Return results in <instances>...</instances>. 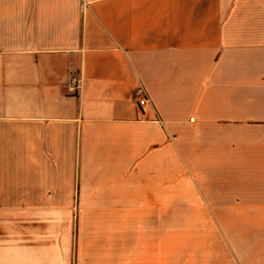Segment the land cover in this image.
I'll use <instances>...</instances> for the list:
<instances>
[{"label":"crops","instance_id":"0c3cea01","mask_svg":"<svg viewBox=\"0 0 264 264\" xmlns=\"http://www.w3.org/2000/svg\"><path fill=\"white\" fill-rule=\"evenodd\" d=\"M0 264H264V0H0Z\"/></svg>","mask_w":264,"mask_h":264},{"label":"built area","instance_id":"2783aa9c","mask_svg":"<svg viewBox=\"0 0 264 264\" xmlns=\"http://www.w3.org/2000/svg\"><path fill=\"white\" fill-rule=\"evenodd\" d=\"M80 87V81L77 77H70L66 82L65 90L69 95H76ZM133 99L135 104L141 109H145L147 105L150 104V98L146 89L142 85H138L133 90ZM193 118H190L192 120Z\"/></svg>","mask_w":264,"mask_h":264}]
</instances>
